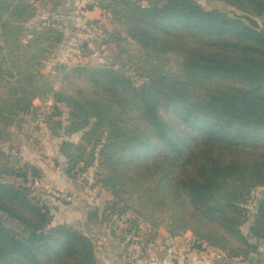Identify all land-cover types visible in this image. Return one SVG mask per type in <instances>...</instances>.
Instances as JSON below:
<instances>
[{
    "label": "trees",
    "instance_id": "obj_1",
    "mask_svg": "<svg viewBox=\"0 0 264 264\" xmlns=\"http://www.w3.org/2000/svg\"><path fill=\"white\" fill-rule=\"evenodd\" d=\"M222 1L264 26V0ZM142 4L98 0L87 10L109 15L136 43L128 72L56 64L45 77L39 62L62 42L61 32L43 21L30 34L23 25L32 7L0 0V125L31 115L35 100L66 107L67 126H46L52 137L60 130L65 137L80 135L59 147L65 173L72 180L82 175L100 147L97 184L112 199L103 214H130L126 234L137 237L147 226L141 239L149 244L161 227L170 239L191 232L198 250L205 245L221 261L255 254L263 264L264 253L241 227L246 202L264 188V28L256 33L193 0ZM26 33L30 39L23 44ZM17 55L21 62L8 70L6 59ZM2 176L22 184L6 185ZM42 176L0 152V264H99L91 239L52 227L46 206L31 198L25 183ZM3 214L22 227V236L4 226ZM250 234L264 240V197Z\"/></svg>",
    "mask_w": 264,
    "mask_h": 264
},
{
    "label": "rangeland",
    "instance_id": "obj_2",
    "mask_svg": "<svg viewBox=\"0 0 264 264\" xmlns=\"http://www.w3.org/2000/svg\"><path fill=\"white\" fill-rule=\"evenodd\" d=\"M25 1L33 9V15H30L23 25L26 31L29 30V32H31L30 30L32 29L37 30L36 28L44 21L46 24H50L54 29L56 28L60 31L63 38L62 42L52 51L51 55L46 53L43 55L42 60H40L38 68H40L39 70L43 76L47 77L51 75V69L56 64H65L71 67L78 65H87L90 67L114 66L115 69L125 72H128L132 68L136 55L138 54L136 43L124 33L123 29L118 24L111 21L109 15L104 14L98 9H93L91 11L94 12L93 14L86 15V13H88V6H96L98 0ZM146 1L149 0H143V6L146 5ZM193 1L197 7L205 12H214L227 19L242 23L244 26L245 24L238 19L241 18L242 15L249 16L259 24V29L255 30L256 33H261L264 28L260 19L237 10L228 5L225 1ZM30 34H32V32ZM110 34L114 35L117 39L112 41V39L108 37ZM24 35L26 38L23 40V44H26L30 38L27 36V33ZM20 57L21 56L17 55L14 59H6L8 70L13 69L21 62ZM128 74L132 76L136 86H139L140 81L134 74V71L131 70ZM53 76H55V74ZM53 82L56 81L54 80ZM56 84L59 83L57 82ZM55 89H58L57 85ZM48 102L52 103L50 100H35L32 102L34 111L31 115H20L14 120L11 126L3 127L0 125V152L6 156L15 157L21 165L22 163H27L33 168L35 167L32 165V160H42L49 165L51 170L55 168L62 170L61 174L64 176L65 181L80 191L81 195H77L74 192L52 188L50 190L51 192H60L64 197L71 198L70 202H63L53 199L50 195V191H47V187L39 186L43 176L39 179H28L27 183H25V187L31 191V198L39 200L46 206L52 219L51 226H67L91 239L95 249V257L99 264H103L102 256L106 248L113 245H120L122 247V256L124 258H127V256L132 253H136L137 249L142 251L145 258L158 255L162 246H164L167 241L174 240L169 238V235L163 227L156 232L155 240L149 244H145L141 238L149 227L143 226L139 234L136 235L137 237H132V234H126L124 232L126 229L124 221L130 218V214H126L125 216L114 214L109 217L103 214L106 204L112 202V199L111 196L97 184L96 173L99 170L98 153L100 147L95 151L94 161L91 166L82 175L72 180V178L68 177L65 173L66 160L59 153V147L63 142H71V140L79 138L80 135H74L69 138L63 135V130H60L57 137H52L50 135L51 132L46 129L43 136L46 144H43L42 140L32 137L34 131L44 130L43 128H46L49 121H59L63 126L69 124V110L62 105L56 106L52 103L50 114L44 115L42 109ZM164 118L170 121L168 117L164 116ZM40 125H43V127L40 128ZM10 132L12 133L11 135ZM16 134H23L29 147L23 148V146H19L14 140L12 142V145H16V149H14L11 145L12 137L16 138L17 141L24 142V139L18 138ZM24 149L30 156L28 161L22 160L21 157L17 155L19 150L23 151ZM53 153L54 155L56 154L54 157ZM11 162L15 163L16 160ZM2 180L6 185L22 184L20 179L8 178L6 176H2ZM263 197L264 188H257L253 191L251 197L246 202V221L241 227V232L244 237L251 245H257L260 253H264V240L253 238L250 234V230L256 219L258 204ZM81 199L84 200V213L81 215L71 213V209L75 206L73 204ZM107 214L108 213H106V215ZM1 218L4 226L9 229L12 234L16 236L23 235V229L16 221L8 219L5 214H3ZM187 233L192 236L191 240L183 239L182 243L189 248L190 251L205 252L206 256H204V258L207 263L258 264L255 254H250L247 258L239 257L232 260L225 259L221 261L222 257L218 252L211 249H202L205 245L198 250V244L195 243L194 236L191 232H186L178 237V239H182ZM208 256L211 260L208 259Z\"/></svg>",
    "mask_w": 264,
    "mask_h": 264
},
{
    "label": "crops",
    "instance_id": "obj_3",
    "mask_svg": "<svg viewBox=\"0 0 264 264\" xmlns=\"http://www.w3.org/2000/svg\"><path fill=\"white\" fill-rule=\"evenodd\" d=\"M94 10H96V8H94ZM94 12H88L86 13V15H90L93 14ZM43 127V125H40V128ZM44 130L42 131H34V133L32 134V137H36L38 140H42L43 144H46L45 140H44V132L46 130V128H43ZM10 131V130H8ZM13 131V130H12ZM14 133V132H13ZM17 133V131H16ZM12 133L10 132V135ZM16 136L20 139H24V142L22 141H17L16 138L12 137V141H11V145L13 144L12 142L15 140L19 146H23V148L29 147V144L26 143V139L23 136V134H16ZM78 138L71 140L72 143H76L78 140ZM41 143V144H42ZM14 149H16V145H12ZM42 153V152H40ZM17 155L21 157V159L23 160H29L30 156L29 154L25 151V149L19 150L17 152ZM56 155V154H55ZM53 153V157L55 156ZM34 167H36L37 169H39L42 174H43V179L40 182L39 186L42 187H47V191H50L52 188H56V189H63L67 192H74L77 195H81L80 191H78L75 187H73L72 185L68 184L65 179L64 176L61 174L62 170L55 168L54 170H51L49 165L47 163H45L42 160H32ZM52 185H51V184ZM73 205H75L72 209H71V213L77 215V214H83V207H84V200H79L77 202H75ZM185 237V238H184ZM182 239L181 238H177L172 240L176 249V258H175V264H211V263H207L204 256H206L205 252H198V251H190L189 248H187L182 242L183 239H188L191 240V237L189 233H187ZM168 242V241H167ZM166 242V243H167ZM112 244V243H111ZM122 247L120 245L116 246H109L108 248H106V251L103 254V264H126L125 263V258L122 256ZM208 259L211 260V258L208 256Z\"/></svg>",
    "mask_w": 264,
    "mask_h": 264
},
{
    "label": "built area",
    "instance_id": "obj_4",
    "mask_svg": "<svg viewBox=\"0 0 264 264\" xmlns=\"http://www.w3.org/2000/svg\"><path fill=\"white\" fill-rule=\"evenodd\" d=\"M52 107V103L48 102L45 104L43 110L44 115H49ZM50 195L53 199H57L63 202H70L71 198L64 197L60 192H51ZM176 249L173 241H168L162 246L161 251L158 255H153L145 258L144 254L140 249H137L136 253H132L125 258L126 264H175Z\"/></svg>",
    "mask_w": 264,
    "mask_h": 264
},
{
    "label": "water",
    "instance_id": "obj_5",
    "mask_svg": "<svg viewBox=\"0 0 264 264\" xmlns=\"http://www.w3.org/2000/svg\"><path fill=\"white\" fill-rule=\"evenodd\" d=\"M238 20L243 22L245 26L249 27L253 31L259 29V24L247 15H242Z\"/></svg>",
    "mask_w": 264,
    "mask_h": 264
}]
</instances>
